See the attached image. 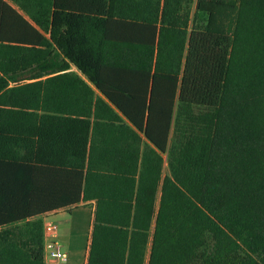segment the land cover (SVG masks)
<instances>
[{
    "label": "trees",
    "instance_id": "trees-1",
    "mask_svg": "<svg viewBox=\"0 0 264 264\" xmlns=\"http://www.w3.org/2000/svg\"><path fill=\"white\" fill-rule=\"evenodd\" d=\"M13 1L0 264H46L40 216L92 202L87 264H264V0Z\"/></svg>",
    "mask_w": 264,
    "mask_h": 264
},
{
    "label": "crops",
    "instance_id": "crops-1",
    "mask_svg": "<svg viewBox=\"0 0 264 264\" xmlns=\"http://www.w3.org/2000/svg\"><path fill=\"white\" fill-rule=\"evenodd\" d=\"M9 5L18 10L22 15L29 19L25 13L20 9V7L13 0H5ZM60 9L65 14L72 15H86L88 14V9L91 7L90 0H58ZM41 34H43L47 39L50 40L51 35L47 31L38 28ZM68 30L67 25L63 29ZM54 46L55 55H60L62 60H64L63 54L56 45ZM52 59V58H51ZM69 62V61H67ZM71 71L79 73L83 78H85L80 71L74 65H71ZM46 78V77H45ZM96 202H92L89 205H79L78 207L62 208L53 212L46 213L40 218L44 223L51 221L58 225L60 229V222L67 224L68 226V236L65 241H61L63 248L68 255V262L66 264H87L89 245L91 241V231L94 221ZM61 234L57 233V240L60 239ZM60 244V245H61ZM62 248V249H63ZM46 264H59L54 258L46 257Z\"/></svg>",
    "mask_w": 264,
    "mask_h": 264
},
{
    "label": "built area",
    "instance_id": "built-area-1",
    "mask_svg": "<svg viewBox=\"0 0 264 264\" xmlns=\"http://www.w3.org/2000/svg\"><path fill=\"white\" fill-rule=\"evenodd\" d=\"M57 233V224L51 221L44 223L45 258H54L59 264H66L68 255L57 240Z\"/></svg>",
    "mask_w": 264,
    "mask_h": 264
},
{
    "label": "rangeland",
    "instance_id": "rangeland-1",
    "mask_svg": "<svg viewBox=\"0 0 264 264\" xmlns=\"http://www.w3.org/2000/svg\"><path fill=\"white\" fill-rule=\"evenodd\" d=\"M194 9H195V6H194ZM56 62L57 63L59 62L60 64L62 63V58L59 54L50 60L49 65L47 67V70H49V71L54 70L57 67ZM40 72H41L40 68L36 67L31 71L20 73V74L16 75V77L23 79V80H21L23 82H29V80H28L29 78H33L34 76H36ZM13 85H14V83L11 84V86H13ZM166 173H168V168L165 169V174ZM59 225H60V229L58 228V232L61 234V236H60V239H58V241L61 244V241L63 242L67 239L68 226H67V224H65L63 222H60ZM61 246H62V244H61ZM62 248H63V246H62ZM63 250L64 251L66 250L65 247L63 248Z\"/></svg>",
    "mask_w": 264,
    "mask_h": 264
}]
</instances>
